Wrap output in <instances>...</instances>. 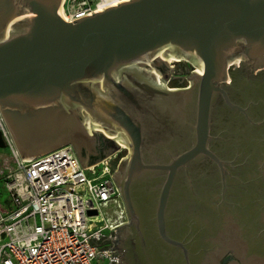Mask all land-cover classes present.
Here are the masks:
<instances>
[{"label":"water","instance_id":"water-1","mask_svg":"<svg viewBox=\"0 0 264 264\" xmlns=\"http://www.w3.org/2000/svg\"><path fill=\"white\" fill-rule=\"evenodd\" d=\"M61 4L0 0L21 160L71 145L87 167L127 146L118 263L264 264V0H120L73 20ZM171 55L199 67L189 86L159 81Z\"/></svg>","mask_w":264,"mask_h":264},{"label":"built area","instance_id":"built-area-1","mask_svg":"<svg viewBox=\"0 0 264 264\" xmlns=\"http://www.w3.org/2000/svg\"><path fill=\"white\" fill-rule=\"evenodd\" d=\"M119 1L62 0L61 13L73 20ZM0 133L19 169L0 206V264H121L111 240L128 221L112 177L118 152L87 167L71 145L21 160L1 114Z\"/></svg>","mask_w":264,"mask_h":264},{"label":"rangeland","instance_id":"rangeland-1","mask_svg":"<svg viewBox=\"0 0 264 264\" xmlns=\"http://www.w3.org/2000/svg\"><path fill=\"white\" fill-rule=\"evenodd\" d=\"M177 60H170L169 64L174 63ZM188 67V64L186 65ZM157 73L158 71L155 70ZM161 80V79H160ZM0 206H7L10 197V185L12 175L19 172L18 166L12 158V153L8 148L0 150Z\"/></svg>","mask_w":264,"mask_h":264},{"label":"flooded vegetation","instance_id":"flooded-vegetation-1","mask_svg":"<svg viewBox=\"0 0 264 264\" xmlns=\"http://www.w3.org/2000/svg\"><path fill=\"white\" fill-rule=\"evenodd\" d=\"M187 64H188V67L186 66ZM192 64L193 63L187 59H180L178 61H174V63L170 64L171 65V72L169 74V77L166 79L169 81L170 84L169 85L164 84V85L168 86L169 88L170 87H187V86H189L190 82L185 75L190 71ZM171 74L183 75V79H182V76L172 77ZM158 79L161 83H163L165 81V80L164 81L160 80V78H158ZM114 152H118V155L113 161V170L116 168V166L120 162L121 158L126 156L127 147L125 145L124 146L122 145L119 148H117ZM232 260H234V259L227 260L223 264H226Z\"/></svg>","mask_w":264,"mask_h":264},{"label":"bare ground","instance_id":"bare-ground-1","mask_svg":"<svg viewBox=\"0 0 264 264\" xmlns=\"http://www.w3.org/2000/svg\"><path fill=\"white\" fill-rule=\"evenodd\" d=\"M171 56H173V58H171L170 60H177V59L180 60V59H181L180 57H177V56H174V55H171ZM176 58H177V59H176ZM170 60H169V61H170ZM178 60H177V61H178ZM123 146H124V145H123ZM125 146H126V145H125ZM126 147H127V146H126Z\"/></svg>","mask_w":264,"mask_h":264}]
</instances>
